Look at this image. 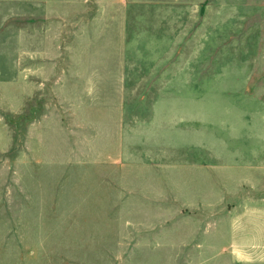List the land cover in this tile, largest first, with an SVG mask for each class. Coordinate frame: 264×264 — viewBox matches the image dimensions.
Segmentation results:
<instances>
[{
    "label": "rangeland",
    "instance_id": "374dc122",
    "mask_svg": "<svg viewBox=\"0 0 264 264\" xmlns=\"http://www.w3.org/2000/svg\"><path fill=\"white\" fill-rule=\"evenodd\" d=\"M261 137L264 0H0V264H257Z\"/></svg>",
    "mask_w": 264,
    "mask_h": 264
},
{
    "label": "crops",
    "instance_id": "0c3cea01",
    "mask_svg": "<svg viewBox=\"0 0 264 264\" xmlns=\"http://www.w3.org/2000/svg\"><path fill=\"white\" fill-rule=\"evenodd\" d=\"M261 142L264 143V137ZM255 156L239 170L232 166L233 169L219 180V187L224 191L226 201L232 204L231 217L226 221L231 232L225 236L227 246H231L233 254L240 258L256 250L261 255L257 264H264V153L257 152ZM245 215L247 232L244 234V229L239 231L238 227Z\"/></svg>",
    "mask_w": 264,
    "mask_h": 264
}]
</instances>
